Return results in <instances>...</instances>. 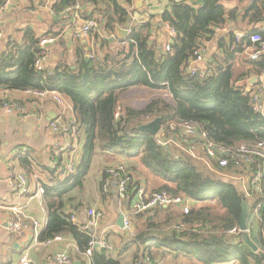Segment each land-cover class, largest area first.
Returning <instances> with one entry per match:
<instances>
[{"label": "trees", "instance_id": "16d2710c", "mask_svg": "<svg viewBox=\"0 0 264 264\" xmlns=\"http://www.w3.org/2000/svg\"><path fill=\"white\" fill-rule=\"evenodd\" d=\"M102 1L107 5L101 13L105 27L115 32L116 25L122 26L129 20V13L119 6L118 0ZM125 1L130 4L132 0ZM227 1L170 0L160 14L162 23L168 24L177 35L170 43V51L152 40L154 28L149 20L134 28L118 45L102 41L89 62L83 57L75 69L60 65L38 71L37 61L47 54L32 30L22 33L20 42L12 39L7 50L0 52V88L61 93L74 110L75 120L69 133L76 132L78 140L84 138L80 159L73 162L71 171L66 161L73 152L72 145L66 153L56 155L54 167L41 168L49 178L41 183L49 217L39 236L41 242L70 236L81 253L87 252L93 237L72 222L65 207L72 192L83 191L94 155L100 150L129 159L139 158L165 181L155 192L217 203L214 208L194 209L187 216L172 208H154L147 215L134 216L145 220L144 231L134 236L135 244L142 246L143 259L154 263L172 258L174 264H184L180 262L184 259L195 264H264L261 253L245 245L241 235L228 234L239 227L242 214L241 187L232 179L237 171L220 168L215 162L211 170L177 146L165 147L157 136L141 130L142 126L162 118L163 127L197 124L212 143L229 149L264 141V110H256L254 101L256 95L263 96L264 89L260 91L256 85L247 91L238 86L253 76L264 75V56L257 60L250 56L251 48H258L251 43V36L259 34L264 41V30L256 29L264 23V0H236L237 5L229 10L225 7ZM75 4L76 0H58L55 9L62 11ZM226 23L233 29L226 37L223 56L212 62L209 75L204 78L199 73L191 74L189 66L196 51ZM236 32H242L240 39ZM105 49L110 50L105 53ZM246 53L247 59L241 65L247 66V70L238 73L236 60ZM20 164L33 172L31 158H20ZM129 171L134 179L132 170ZM108 176L104 173L102 192L108 191L105 185ZM136 186L138 183L134 182L126 196H133ZM190 225L199 228L188 229L186 226ZM261 225L254 241L264 251V208ZM90 259L92 264H119L107 250H95Z\"/></svg>", "mask_w": 264, "mask_h": 264}, {"label": "crops", "instance_id": "0c3cea01", "mask_svg": "<svg viewBox=\"0 0 264 264\" xmlns=\"http://www.w3.org/2000/svg\"><path fill=\"white\" fill-rule=\"evenodd\" d=\"M169 1L132 0L130 4H127L125 0H118L119 6L128 11L129 20L122 26L116 25L115 32H113L110 27H105L106 20L101 16L102 11L107 8L102 0H98L97 5L91 0H76L75 6L62 11L55 9L58 0H0V52L7 50L12 39L20 42L22 33L32 30L41 41L54 39V42L45 47L47 69H56L60 65H68L75 69L83 57L90 60L96 48H101L102 41L108 40L110 44L118 45L123 38L118 36L117 27L125 29L127 23H130L129 35L134 28L149 20L154 28L152 40L164 48L169 42V34L167 24L162 23L160 14L169 6ZM236 5V0H228L225 3L228 10ZM93 18L97 20L98 27L92 32L91 37L78 36L77 32L84 22ZM261 28L264 30V23L256 27V29ZM232 29L231 24L226 23L221 29H216L211 41L200 47L204 50V56L203 60L195 65L198 70L209 71L212 68V62L223 56L222 48ZM236 35L241 38L239 36L243 34L236 32ZM109 50L105 49L104 52L107 53ZM248 54L237 58L238 73L247 70V66L243 67L241 62L247 59ZM254 77H262L257 87L262 85L264 89V75L252 78ZM242 82L238 85L241 86ZM253 87L249 85L244 88L250 91ZM6 98L18 102L27 110L28 115L23 117L17 113L8 114L0 110V264H17L25 253H28L31 264H58L54 256L59 252H68L73 264H92L90 257L80 252L73 237L63 236L62 242L43 246L39 240L41 232L37 234L33 225L22 233L21 238H16L9 230L8 220L12 214L11 208L14 206L22 207L28 218L36 219L40 223L48 222L49 217L44 208V200L37 194L41 183L49 179L48 174L41 168L54 167L56 155L61 152L66 153L71 145L73 152L68 157L66 165L70 161H79L84 138L80 137L78 140L76 132H73L74 136L69 133L68 129L74 124L75 117L73 106L68 99H66L67 106H60L52 96L43 100H35L27 97L24 92L0 88V100ZM262 100H264V92ZM54 123H59V129L53 128ZM26 156L32 159L33 172H28L20 164V158ZM120 164L131 166L134 182L145 186L150 193L157 191L165 183L164 179L146 168L139 158L129 159L119 154L97 150L92 167L85 178L83 191L76 190L69 195V202L65 207L66 214L72 216V222L82 232L96 240H105L110 246V250L107 251L108 255L119 264H148V261L150 264H162L164 261L155 260L153 263L148 258L143 259L140 253L142 246L134 242L135 234L145 229V220L141 217L134 219L136 215H131L135 190L133 196L120 194L117 179L110 176L105 181V185L107 181L109 182L107 183L108 191L102 192L101 190L105 169ZM12 170L28 177V193H20L8 181ZM216 205L214 200L198 202L195 209L214 208ZM89 209L103 211L104 217L96 229L85 230L89 221ZM172 211L182 214L180 207H173ZM122 213H126V216L131 219L132 229L129 231L125 229V226L121 228L117 225ZM251 239L254 241V238ZM180 262L195 264L187 259Z\"/></svg>", "mask_w": 264, "mask_h": 264}, {"label": "built area", "instance_id": "2783aa9c", "mask_svg": "<svg viewBox=\"0 0 264 264\" xmlns=\"http://www.w3.org/2000/svg\"><path fill=\"white\" fill-rule=\"evenodd\" d=\"M76 9H80L76 7ZM98 27L96 19H88L84 22L83 26L77 32L78 36L86 38L91 37L93 31ZM167 31L169 34V42L166 44L165 51L171 50L170 43L177 37L176 32L167 24ZM242 37V36H239ZM240 39V38H239ZM250 41L254 45H258V48H251V59L257 60L264 56V41L259 34L251 36ZM54 42V39H43L40 43L41 48L45 47ZM204 50L198 49L195 53V59L190 62L189 71L191 74L199 75L204 78L209 75V71L201 72L195 65L203 60ZM47 58L46 56L40 58L36 63L38 71L43 72L47 69ZM262 79V77H261ZM239 86V85H238ZM260 91L263 90V86L260 85ZM24 94L35 100H43L48 96H52L56 103L60 106H67L66 98L57 91H40V90H26ZM255 107L258 111L264 110V101L262 102V95H256L254 98ZM0 110L5 111L8 114L17 113L21 116H27V110L22 107L18 102L11 101L8 98L0 100ZM118 116V114H117ZM53 128L59 129V123L52 124ZM160 143L165 147L177 146L180 150L184 151L194 159L207 165L211 170L214 169L213 162L217 166L223 169H234L237 171L236 174H232L234 178L240 180L239 184L241 187L243 199L247 201L249 206L248 215V233L251 238H255L257 233L262 230V209L264 208V141H260L254 144H241L237 149H229L221 145L212 143L207 134L200 130L199 126L194 123H181L178 125L171 124L167 127H163L160 133L157 135ZM202 152L203 156L199 153ZM68 170L73 169V161H70L67 165ZM110 177L117 179V188L120 194L126 195L130 188L134 185V179L129 171V168L123 164L117 167H110L105 171ZM8 181L13 184V187L20 193L28 192V177L25 174L11 171L8 176ZM107 183H109L107 181ZM106 183V187H108ZM44 188L39 187L37 194L44 195ZM262 197L261 199L258 197ZM134 203L132 206L131 215H141L150 213L154 208L163 207L173 208L180 207L181 213L185 216L191 214L195 209L198 201L185 197H175L166 192H153L150 193L146 190L145 186H136ZM12 214L8 220V227L12 234L16 238H21L22 233L29 229L33 225L37 234L43 231L47 221L40 223L36 219L28 218L22 207L14 206L11 208ZM104 212L97 209L88 210V225L86 229H96L102 218ZM124 226L126 230L132 229L131 219L126 216ZM188 229H197L199 225L186 226ZM229 235H241L243 232L240 227H235L228 231ZM64 238L62 236H56L53 239L43 241L41 245L51 246L54 243L62 242ZM110 250V246L105 240H96L92 238L89 243L87 256L91 257L95 250ZM258 252L263 253L258 247ZM54 260L58 264H73L71 255L68 252H59L54 256ZM17 264H31L28 253L20 259ZM148 264L150 262L148 261Z\"/></svg>", "mask_w": 264, "mask_h": 264}, {"label": "water", "instance_id": "95a60500", "mask_svg": "<svg viewBox=\"0 0 264 264\" xmlns=\"http://www.w3.org/2000/svg\"><path fill=\"white\" fill-rule=\"evenodd\" d=\"M202 0H199L201 2ZM130 26V23H127L125 29H121L120 27H117L118 31V36L120 38H125L128 35V28ZM114 41V39H112ZM89 62V59L87 60ZM261 83V78L260 77H254L248 81H243L241 83V86L246 87V86H256ZM249 91V90H247ZM162 124L163 120L162 118L155 119L154 121L144 125L141 127V130L150 132L154 136H157L161 129H162ZM248 215H249V206L246 200L242 199V214L240 217V222H239V227L241 231L243 232L241 236V241L247 245L250 249H252L253 252L257 253L258 252V246L257 244L251 239V236L248 233ZM126 218V213L120 214L118 218V223L117 225L121 228H124V222ZM261 256L264 258V254L261 253Z\"/></svg>", "mask_w": 264, "mask_h": 264}, {"label": "rangeland", "instance_id": "374dc122", "mask_svg": "<svg viewBox=\"0 0 264 264\" xmlns=\"http://www.w3.org/2000/svg\"><path fill=\"white\" fill-rule=\"evenodd\" d=\"M199 155L200 156H203L202 155V152H200L199 153ZM200 162V161H199ZM201 163V162H200ZM119 166V165H118ZM125 166V165H124ZM129 169H130V167L131 166H128V165H126ZM113 167V166H112ZM115 167H117V166H115ZM108 168H110V167H108ZM108 168H106L105 169V171L108 169ZM232 179H234V180H236L237 182L239 181L240 182V180H239V178H238V180L236 179V178H234V177H232ZM28 190H29V185H28ZM28 193V192H27ZM24 194H26V193H24ZM162 264H174V261L172 260V258L171 259H166Z\"/></svg>", "mask_w": 264, "mask_h": 264}]
</instances>
